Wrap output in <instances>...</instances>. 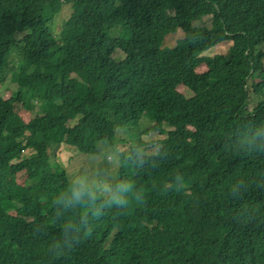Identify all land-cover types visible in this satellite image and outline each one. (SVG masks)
Instances as JSON below:
<instances>
[{
	"label": "trees",
	"instance_id": "1",
	"mask_svg": "<svg viewBox=\"0 0 264 264\" xmlns=\"http://www.w3.org/2000/svg\"><path fill=\"white\" fill-rule=\"evenodd\" d=\"M9 74L0 264H264V0H0V83ZM143 117L165 135L153 152ZM62 143L116 153L111 182L135 185L129 206L57 204L76 180L52 159Z\"/></svg>",
	"mask_w": 264,
	"mask_h": 264
},
{
	"label": "rangeland",
	"instance_id": "2",
	"mask_svg": "<svg viewBox=\"0 0 264 264\" xmlns=\"http://www.w3.org/2000/svg\"><path fill=\"white\" fill-rule=\"evenodd\" d=\"M71 12V7L65 4L62 10L58 13L53 23V28L55 29V33L59 34L61 31L62 23L67 19L68 15ZM198 24H209V18L205 17L203 20L197 22ZM116 28H113L115 31ZM112 31V30H111ZM182 36V32L178 29L174 33H170L166 36L164 40V44L171 46L173 45L178 38ZM232 44V41H223L210 49L203 52L204 55H214L216 53H224L228 49V47ZM125 56V53L117 49L113 52V57L115 59H121ZM207 68L205 63H202L197 67V71H204ZM251 82V80H250ZM250 85V84H249ZM17 83L11 78L10 74L5 78L4 82L0 83V94L4 95V97H9L10 93L13 89L17 87ZM179 91H181L186 96L192 95V91L186 87L185 85H179ZM257 99V98H256ZM255 97L251 94V101L249 104V110H251L255 106ZM19 114L25 121H28L32 117V113L26 110H19ZM76 122V120L69 121V125H72ZM153 121L148 119L147 117H143L140 120V129L144 130L148 128L147 132L142 134V139L150 144V151L153 152L156 150L155 142L158 139L165 137L164 134L159 133L157 130L151 129L153 125ZM166 129H168L167 125H164ZM120 135H117L115 139V149L116 153L119 151L126 150L128 148V144L124 142L122 139L125 137L124 132L121 130L119 132ZM122 138V139H121ZM102 145H105L103 143ZM51 150V149H50ZM110 149L103 148L101 154L92 155L81 152L78 149L77 145H68L66 143H62L59 148L56 150V153L53 155L52 159L58 161L63 167L68 169V172L71 177L74 179L78 178H86L89 184L95 185L105 180H111L114 177L115 170L118 167V159L117 154H110L107 151ZM29 152V151H26ZM28 154V153H26ZM25 154V155H26ZM97 155V157H96ZM97 158L95 164L93 161ZM90 165H93L90 167Z\"/></svg>",
	"mask_w": 264,
	"mask_h": 264
},
{
	"label": "clouds",
	"instance_id": "3",
	"mask_svg": "<svg viewBox=\"0 0 264 264\" xmlns=\"http://www.w3.org/2000/svg\"><path fill=\"white\" fill-rule=\"evenodd\" d=\"M262 137H264V133H260L257 136V140ZM253 146L258 151H264V144H255ZM136 162L138 166H142L147 162L139 151L136 155ZM242 187L243 185H237L234 189V194H238ZM134 189L135 185L126 179L115 183L111 182V180H105L92 185L89 184L86 178L81 177L74 180L66 193L60 195L56 202L64 207H71L85 200H90L93 202L99 201L101 208L115 206L118 209H125L130 204ZM135 199L139 201V195H136Z\"/></svg>",
	"mask_w": 264,
	"mask_h": 264
}]
</instances>
